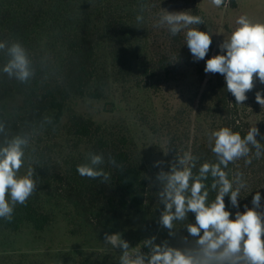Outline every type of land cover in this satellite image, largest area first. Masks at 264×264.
I'll use <instances>...</instances> for the list:
<instances>
[{
	"label": "trees",
	"instance_id": "1",
	"mask_svg": "<svg viewBox=\"0 0 264 264\" xmlns=\"http://www.w3.org/2000/svg\"><path fill=\"white\" fill-rule=\"evenodd\" d=\"M165 10L203 18L204 24L190 26L211 35L203 60H194L185 40L187 29L172 36L159 23ZM141 14L144 20L137 22ZM216 30L201 0H0V41L20 42L35 68L27 84L9 78L2 72L8 57L0 52V121L10 134L31 135L19 174L32 167L37 183L26 204L15 206L11 222L0 219V234L15 237L28 230L41 236L62 225L64 235L89 238L97 249L106 246L105 234L114 233L133 248L152 236L174 247H183L182 237L192 240L186 224L195 223L193 213L176 225L174 236L159 224L164 205L156 195L157 173L169 171L177 153L199 157L194 172L204 162L215 163L209 135L222 127L243 137L255 125L260 132L256 139L264 144V108L256 100L257 92L264 96V84L257 81L243 104H237L224 76L204 71L208 59L224 54ZM117 91L148 99L136 114L141 125L164 140L160 156L146 161L124 123L114 118L101 122L75 110L85 101L104 102L112 114L116 101L109 97ZM89 153L104 156L100 167L110 174L108 183L78 174L77 165ZM110 158L123 168L110 164ZM225 171L230 179L243 173L247 183L238 208L224 198L230 219L245 205L252 207L256 192L261 195L258 210H264V156L248 165L242 158ZM206 183L211 202L216 192L210 176ZM100 260L102 253L94 251L78 264Z\"/></svg>",
	"mask_w": 264,
	"mask_h": 264
},
{
	"label": "clouds",
	"instance_id": "2",
	"mask_svg": "<svg viewBox=\"0 0 264 264\" xmlns=\"http://www.w3.org/2000/svg\"><path fill=\"white\" fill-rule=\"evenodd\" d=\"M220 7L224 0H211ZM143 11V7L141 8ZM143 22V15L136 16ZM161 25H167L172 36L187 29L185 40L194 60H203L212 43L208 32L200 31L192 25L204 24L199 15L189 11L168 12L159 18ZM238 27L220 45L224 54L215 55L206 61L205 73H219L224 76L227 91L237 104L247 99L246 92L254 86V76L264 84V23L254 22L247 16H240ZM0 52L8 57L2 72L27 84L35 76L33 61L20 42L0 41ZM257 102L264 108V96L257 92ZM51 123V118H45ZM260 135L254 125L243 137L229 127L212 131L209 135L211 151L216 162H204L197 168L199 157L191 152L176 154L170 170L161 169L156 175L159 202L164 205L159 224L174 236L176 225L187 221L189 213L195 215V223H187L189 236L182 237L183 247L170 246L168 241L157 244L156 237L143 240L136 247L122 239L120 233L105 234V244L122 249L119 264H264V210L261 209L259 192L252 198V207L245 205L243 212L237 211L234 219L226 210L225 196L230 197L233 207H239L238 197L247 187L243 173L237 172L230 179L225 169L230 163L240 159L251 164L252 159L264 156V144L256 139ZM264 138V137H262ZM29 133L10 134L4 121H0V219L11 222L17 204H26L37 188L33 178L35 170L28 167L26 174L20 169L28 159L27 150L31 144ZM254 149V152H253ZM122 169L115 158L108 161ZM105 163L102 154L89 153L86 162L77 165L82 177L102 179L108 183L110 174L100 166ZM162 162H157L160 164ZM212 178L211 190L215 199L209 201V186L206 181ZM148 249L142 252L141 248Z\"/></svg>",
	"mask_w": 264,
	"mask_h": 264
},
{
	"label": "rangeland",
	"instance_id": "3",
	"mask_svg": "<svg viewBox=\"0 0 264 264\" xmlns=\"http://www.w3.org/2000/svg\"><path fill=\"white\" fill-rule=\"evenodd\" d=\"M231 3L232 0H227L220 7H216L211 0H201V9L217 26L218 47L238 27L236 21L240 16H247L254 22L264 23V0H234V4ZM257 81L258 78L254 76L253 87L257 86ZM121 97L125 100L121 101ZM128 97L119 91L113 93L112 97L110 93L109 98L116 101L115 112L112 114L105 111L104 102L85 101L75 110L101 122L111 121L114 118L124 123L137 142L143 158L150 161L164 152V140L152 134L138 121L137 107L145 106L148 99L138 95ZM158 106L162 107V104ZM64 232L65 229L60 225L56 230L41 236L28 230L15 237L0 234V264H18L21 261H26L23 264H31V261L36 260L45 264H78L84 255H90L94 251L102 253L101 264H119L122 249H114L107 244L103 249L93 248L89 245L92 244L89 238L86 241L71 239L64 235ZM155 242L159 244V238ZM141 251L147 252L148 249L142 247Z\"/></svg>",
	"mask_w": 264,
	"mask_h": 264
}]
</instances>
